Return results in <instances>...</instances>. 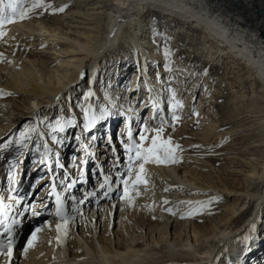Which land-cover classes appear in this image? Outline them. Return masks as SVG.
<instances>
[{
  "label": "bare ground",
  "instance_id": "bare-ground-1",
  "mask_svg": "<svg viewBox=\"0 0 264 264\" xmlns=\"http://www.w3.org/2000/svg\"><path fill=\"white\" fill-rule=\"evenodd\" d=\"M48 2L53 7L64 5L68 7L63 13L51 15L32 13L28 19L9 25L7 35L0 39V53L4 57V61L0 62V92L4 93V96L0 97V143L7 139L5 138L7 135L23 130L20 126L29 119L37 120L40 115H53V120L49 118L52 122L57 115L59 118L72 115L77 121H82L76 100L78 96L82 97L90 85L98 97H102L107 91L112 96L147 99L138 70V61L139 68L144 67L145 60L149 61L148 78L156 88L160 87L155 83L157 71H160L165 79L169 76V73L163 70L164 57L161 49H158L160 40L154 44L151 36L154 29L159 30L161 23H166L169 27L177 25L178 29L173 33L175 37L177 33L178 35L186 33L188 37L192 33L193 43L200 37L199 43L195 44L197 48H193L199 59H205L210 63L217 62L219 66L217 74L224 72L218 79L210 80L208 76L203 78L201 87L203 90L197 101V110H203L207 101L212 104L216 99L223 97L227 110L224 117L225 127H229L228 132L235 134L245 129L249 135L252 132L264 134V0H176L178 6L183 5L178 10L159 6L165 0H48ZM122 45L133 51L131 56L127 55L123 63L113 65V68L109 66L103 71L106 57L110 58V52L120 50ZM177 48L180 53L184 51L180 50V47ZM188 59L185 60V64H181L182 66L179 60H176L174 69H180L181 74H171L173 77L171 86L177 90L178 96L179 91L186 89L189 84L185 82L186 79H192L191 87L189 84L187 88L192 89L196 85L192 96L187 95L185 99L183 98L184 105L186 99L187 103H192L201 81V76L196 78L190 71ZM9 60L12 61L11 64L7 62ZM233 69H237L238 72L230 75L233 74L231 72ZM82 72L87 74L84 80L80 78ZM195 80L196 82L192 84ZM138 83L141 89L139 93L135 91ZM224 85L227 88L226 95L224 90L221 91ZM69 95L72 97L71 109L67 102ZM57 96L61 98L59 102ZM202 98H205V102ZM82 103L86 105L87 101L82 100ZM121 103H126V100H121ZM31 104L35 106L33 111ZM211 110L212 107L208 106L205 114L206 116L212 114L204 123L209 135L220 126L215 124L216 117ZM139 111L146 120L151 114L150 108ZM107 123L111 127L118 152L123 158L117 136L123 131L124 125L116 118ZM148 123L152 122L149 120ZM132 124L135 132L137 127L135 118ZM115 128L118 130L114 134L112 130ZM104 131V126H98L97 136H102ZM248 134L245 133L246 136ZM262 138L255 142L264 143V137ZM260 147L262 146H255L259 150L255 151L257 154L263 153ZM74 148L75 145L61 148V159L68 156V160L70 156L73 157ZM96 151H102L106 155L105 160L99 162L107 171L111 166V152L105 148L103 142L99 143ZM31 155L34 154L28 153L27 158ZM260 155L261 158L255 160L253 168L242 172L247 178L246 182L259 180L264 183V155ZM1 157L5 159L2 165H6L7 169L10 155L6 156L3 152L0 153ZM34 168L35 166H32L28 175L22 178L19 176L21 180L19 194L25 196V202L30 199L32 191L27 193L24 191L29 175L32 172V176L43 175L41 168L33 171ZM44 170L46 171L45 168ZM147 171L148 178L152 179L150 180L152 185L147 186L146 193L139 200L141 214L137 215L140 219L132 214L134 207L128 208L117 203L113 208L111 203L105 200H100L97 207V202L93 200L91 205L84 207L86 218L83 221L77 218L63 247L55 243L53 223L51 231L45 230L39 234L35 248L22 255V247L31 229L44 221L54 220V217L49 215V210L42 211L38 218L26 213L27 219L22 220V225L17 230L13 264H149L152 262L149 261L151 255L156 256L159 253L155 247L160 249L165 247L172 256H178L180 252L192 254L191 257L199 256L196 262L173 259L159 264H264V226L259 227L258 238L250 242L252 251L247 255L243 253L242 244L237 242L242 241L250 222L255 221L259 225L264 221V185L262 189L255 191L256 193L246 195L253 204L252 215L248 221L234 230L228 227L217 234V228L213 231L207 230L206 221L192 217L180 219L179 212L176 216L162 212L161 200H169L174 210L181 201H191L195 204L213 197L217 198V201L225 200L224 202L232 199L234 206L235 201L244 194L226 187L220 188L212 181L205 183L202 176L201 178L196 176L184 166L149 165ZM44 175L39 182L37 181V186H42L43 189L41 188L36 193V199L33 197L31 201L37 205L39 199L46 196L47 185L50 182L46 173ZM115 175L116 172L113 171V176ZM93 176L94 184L89 187V191L99 187L97 176ZM4 179L6 174L0 168V185ZM165 187L171 191L164 192ZM81 195L79 192V196ZM0 197H3V192L0 193ZM146 205L151 206V209ZM53 210L54 208L50 211ZM185 211L187 208L181 206L180 212ZM153 216L156 219L155 224L152 222ZM20 231L24 234L26 232L22 239L19 237ZM49 240L52 241L51 244ZM181 244L183 249L176 250L177 245ZM216 257H219V260H216ZM152 260L156 262L159 259Z\"/></svg>",
  "mask_w": 264,
  "mask_h": 264
},
{
  "label": "snow or ice",
  "instance_id": "snow-or-ice-1",
  "mask_svg": "<svg viewBox=\"0 0 264 264\" xmlns=\"http://www.w3.org/2000/svg\"><path fill=\"white\" fill-rule=\"evenodd\" d=\"M159 6L177 10L183 7V5L178 6L176 0H165ZM67 7L68 5L53 7L48 0H0V39L7 35L6 26L28 19L32 13L37 15L63 13ZM160 35L162 33L158 30H153L154 44L155 37ZM169 41L170 38L165 37V42ZM162 55L163 70L169 73V76L165 79L160 71L156 72L155 83L160 85L159 88L154 87L148 78L149 61L145 60L143 68H139L138 61V70L147 99L112 96L107 91L102 97H98L90 85L82 97L76 100L82 121H77L72 115L56 118L54 122L37 119L35 123L25 124L23 130L13 133L0 143V152L15 150L14 158L7 161L6 196L0 197V264H13L17 230L22 225V220L27 219L26 213L31 217H40L42 211L49 207L48 200L54 202V210L49 211V215L53 216L54 220L44 221L31 229L22 247V255L35 248L39 234L45 230L51 231L53 223L56 233L55 243L63 247L77 218L82 221L86 218L84 207L91 205L93 200L97 202V207L100 200H105L110 202L113 208L117 203L132 208L135 201L141 197V186L144 192L147 191V166L168 167L182 163L181 154L184 151L182 146L174 143L170 135L164 138L166 128L175 131L176 125L181 120L179 113L184 108V104L177 98L176 90L171 86L174 53L171 48H167L162 51ZM3 61V54L0 53V62ZM7 62L12 63L10 60ZM86 75L82 72L81 80H84ZM202 75L205 77L209 75L207 68L203 70ZM110 87L109 84L108 88ZM140 90L138 83L135 91L139 93ZM3 96L4 93L0 92V97ZM56 99L59 102L61 98L57 96ZM82 100L87 101V104L82 103ZM121 100H126V105L121 103ZM67 102L71 109L73 104L70 95L67 97ZM149 108L151 114L146 120L139 110ZM192 115L199 114L194 111ZM113 118L120 119L124 125L123 131L117 136L123 158L118 152L107 123ZM134 118L139 125L135 133L132 124ZM149 120L151 124L148 123ZM101 125L104 126L105 131L102 136H97L96 131ZM100 142H103L105 148L111 152V166L107 171L99 162L96 151ZM72 145H75L74 152L78 155H74L66 165L61 161L60 150ZM28 153L36 157L32 161L33 165L45 168L46 176L51 178L47 185L46 196L39 199L38 205L31 201L25 203V196L19 194L21 184L19 176ZM90 164L91 169L88 167ZM69 165H71L70 169ZM113 171L116 172L114 177ZM90 175L97 176L98 189L93 188L91 191L83 189L82 195L78 197L74 189L88 183ZM163 191L169 192L171 189L165 187ZM216 201L215 197L195 204L191 201H181L174 210L169 200L162 199L160 210L172 216H176L179 212L180 219H186L205 212L211 214V206ZM181 206H185L187 211L180 212ZM146 207L151 209L149 205ZM152 218L155 219V216ZM261 226H264V221L259 225L255 221L250 222L242 241H237L242 244L244 255L252 251L250 242L258 238ZM49 243L51 244L52 241L49 240ZM215 259L219 260V257Z\"/></svg>",
  "mask_w": 264,
  "mask_h": 264
},
{
  "label": "rangeland",
  "instance_id": "rangeland-1",
  "mask_svg": "<svg viewBox=\"0 0 264 264\" xmlns=\"http://www.w3.org/2000/svg\"><path fill=\"white\" fill-rule=\"evenodd\" d=\"M8 26H6V31L8 29ZM177 29H178L177 25H175L173 27H169L168 24L161 23L158 31L160 33H162V32L163 33H162V35L155 37L156 41L160 40L159 41L160 47H158V49H161V54H162L163 50H165L167 48H171L173 53H174V56L176 57V58L174 56L172 57V59H173V63H172L173 73H176V74L180 73L179 72L180 69H174V66H176V60H179V63L181 65V64H185V60L190 57L188 59L189 61H188L187 65H189L190 71L192 73H194V77L199 78L198 76H201L200 80L202 81L203 78L205 77L202 75L203 70L205 68L208 69V73H209L208 77L210 78V80H212L213 78L218 79L221 76H223L224 72L217 74V71L219 69L217 62L216 63H214V62L210 63V62H207L205 59H202V58L199 59L197 52L194 51L193 48L196 47L195 44L199 43L200 40H198V39L200 37H198V39H196V43H193L192 33L190 34L191 36L189 35V37H188V34H186V33L182 32V34H179V35L177 33V36H176L177 38H176L173 33H175L177 31ZM151 36L153 39L154 38L153 33L151 34ZM165 37L170 38V41L168 43H166L164 41ZM185 41L188 45L185 43ZM178 43H179V45H178ZM172 44H173V46H172ZM177 47H180V50H184V51L181 53L178 52ZM186 47H187V49H186ZM128 50H130V49H128L127 47L122 45L120 47V50H114L113 52H110V54H109L110 58L106 57V62H105L106 66L104 67V69L102 67V70L105 71L108 69L107 67H109V66L112 67L113 65L116 66L117 64L123 63L125 61V57L127 55L131 56V52H133L132 50H130V51H128ZM127 52H130V53H127ZM196 59H198L199 61ZM152 65H153V63H152ZM235 70L233 69L231 71L233 74H230V75L237 74L238 70L237 69H235ZM129 72H128V76H126L127 81L129 79ZM214 75L216 77H214ZM201 81H200V85L198 86V89H197L198 92L196 93V95L192 99L193 100L192 103L191 104L187 103L188 101L186 99V105H184V108L179 113L181 115V120L176 125L175 131H173L170 128H166L165 133H164V138L166 139L170 135L172 140L174 141V143H179L182 146V148L184 149L183 153L181 154L182 155V163H180L178 165H173L174 167L184 166L187 170H191L193 172V174H195L196 176H198L200 178L202 176V179L204 178L203 180L206 181L205 183H207L208 181H210V182L212 181V182L216 183V185L220 188L226 187L228 189L235 190L239 193L244 194L241 198H239V200L235 201L234 206H233V200L232 199H230V200L228 199L227 202H224L225 200L219 199V201H217L216 203H214L211 206V214H208L207 212H205L204 214L195 215L192 217L193 219L195 218V219H201L203 221H206V226L208 228L207 230H209V231L210 230L213 231L215 228H217L216 233L218 234L223 229H225V228L227 229L228 227L230 229H233V230L238 228L240 225L245 224L248 221V218L252 215L253 204L251 201H249L246 198V195L249 193H256L255 191L262 189L264 183H261L259 180L258 181L253 180L250 182H246L247 178L244 177L243 173L246 171H249L250 168H253L255 160L257 161L259 158H261L260 154L264 155V143H263V141L259 142V143L255 142L257 140L263 139L262 136L264 137V134L261 132L254 134L252 132V134L249 135L248 132L244 131L245 129H243V132H239V133H235V134L228 132L229 127H225L226 126V124H225L226 118H224V117L226 116L227 112H225V111H227V110L225 109L226 106H225V102H224L223 97L222 98L220 97V99H216V101L212 102V104H210V102L207 101V103L203 107V110H201V109L197 110L198 109L196 107L197 101H198V99L202 93V90H203V88H201V87L203 86L204 80L202 82ZM185 82L189 83L190 87H191L192 79H186ZM195 82H196V80L192 84H194ZM187 86H186V89L179 91L180 92L179 96L177 93V97L179 99H182L183 104L185 103V101H183V98L186 97L187 95L192 96L193 89L196 88L195 87L196 85L194 87H192V89H190V87L187 88ZM226 89L227 88H225V85H224L223 89L221 90V91L224 90L223 91L225 93V94L223 93L224 95L227 94ZM186 91H187V93H186ZM78 98H81V96H78ZM141 98L144 99V97H141ZM202 100L204 101L205 98H202ZM190 105H192V107ZM208 106L212 107L211 111L213 112V114L216 117V119L214 120L215 124L220 125L217 127L216 131L214 133H212V135H209V133L205 127V124H204L206 122V120L209 119V116H211V114H212V113L210 115L207 114V116H206L205 112H206ZM30 107H31V111L35 110V106L33 104H31ZM194 111L196 113H198L199 115L193 116L192 113ZM58 116L59 115H57L56 118H59ZM49 118L50 119L52 118V120H53L54 116L53 115H48V116L40 115L39 116V119H43L45 122H48ZM80 119H82V118H80ZM35 122H36V120L29 119L28 122L24 123L20 127L23 128V126L25 124L35 123ZM138 127H139V125L137 124L136 129ZM116 129L118 130V128H116ZM240 130H242V129H240ZM13 133H18V131L13 132ZM245 133L248 134L249 136H251L252 138H250L247 135L249 137L248 138L245 135ZM5 138H8V135ZM197 145L199 147H196ZM255 146H262V147H260L261 148L260 151H262L263 153L259 152L260 154L259 153L257 154L255 151H259V150H258V148H255ZM253 149H255V150H253ZM73 151H74V149H73ZM101 152L102 151H100L99 160H105L104 156H106V155H104L103 152L102 153ZM0 153L2 154L3 152H0ZM74 154L78 155L77 152H74ZM5 155L6 156L10 155L9 159L14 158L15 150L14 149L9 150V151L5 152ZM97 155H99L98 152H97ZM67 157H66V159H61V161H64V163L66 165H68L69 160L71 161V159H72V156H70L68 158V160H67ZM35 158L36 157L34 155H31L30 157L27 158V154H26L24 163L22 165L20 178H22L25 175H28L31 172L30 170L32 169V166H34L32 161ZM2 161H5V159L1 157L0 158V166H1L0 168H2V171L6 174V172H7L6 165H2ZM188 161H190V162L188 163ZM91 166H92L91 164L88 166L89 169L92 168ZM38 168H41L43 175L37 176L35 174L34 176H32L31 174L33 172L30 174L32 176V178H30V175H29V180L26 183V187L24 188V191H26V193L30 192L31 190L32 191H31L30 199L26 202L24 201L25 203H27L29 201H33V197H34V199H36V197H35L37 195L36 193H38V191L41 190V188H42V186H37V185H38V182L42 179V177L45 176L44 174L46 173V171L44 170L43 167L38 166V165L35 166L33 171H35ZM236 172H239V173H236ZM147 179H148V185L151 186L152 182L150 180H152V179L148 178V177H147ZM93 180H94V176L90 175V179L88 178V183H86L82 187L78 186L75 190V192H76L75 194L79 196V192H80V194L83 193L82 189L85 188L88 190L89 187L94 184ZM6 186H7V181H6V179H4V181L0 185V193L3 192V197L6 196V193H5L6 192ZM141 191H142V194H141V197H142V195L146 193L143 191V186H141ZM141 197H139L133 205L134 209H132L133 210L132 214H134V215H137V214L140 215L141 214V206L139 204V202H140L139 200H141L143 198V197L142 198ZM135 207H137V208L135 209ZM47 210H49V209H47ZM139 215H137L135 217L140 219ZM229 218H230V222H228ZM152 222H154V224H155L156 219H153ZM137 231H138V229L136 230V232ZM23 235L25 237L26 232L24 234L20 231V235H19L20 239H22ZM142 246H143V244H142ZM140 247H141V245H140ZM155 248H156V252H159V253L156 256L154 254H152L151 258H150L151 260H149V261L155 262L152 259L158 258L159 260H157L155 262L156 264L167 262V261L170 262L173 259L179 260V261H183V260L193 261L194 260V262H196V260L199 259L198 258L199 256H197V255L191 257L192 254H184L181 252H180V254L176 253L178 256H172V255H170V253H168L169 251H168V249H165V247L161 248V249L157 248V247H155ZM181 249H183V245L182 244L177 245L176 250H181ZM185 253H189V252H185ZM152 262L149 264H153Z\"/></svg>",
  "mask_w": 264,
  "mask_h": 264
}]
</instances>
